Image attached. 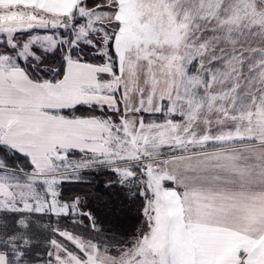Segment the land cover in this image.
Wrapping results in <instances>:
<instances>
[{
    "label": "snow or ice",
    "instance_id": "6c2138e0",
    "mask_svg": "<svg viewBox=\"0 0 264 264\" xmlns=\"http://www.w3.org/2000/svg\"><path fill=\"white\" fill-rule=\"evenodd\" d=\"M0 264H264V0H0Z\"/></svg>",
    "mask_w": 264,
    "mask_h": 264
}]
</instances>
